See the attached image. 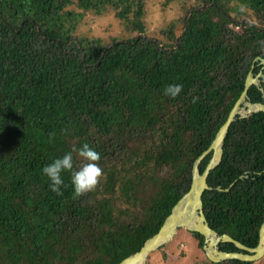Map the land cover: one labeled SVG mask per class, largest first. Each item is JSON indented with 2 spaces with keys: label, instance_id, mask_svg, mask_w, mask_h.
Returning <instances> with one entry per match:
<instances>
[{
  "label": "trees",
  "instance_id": "16d2710c",
  "mask_svg": "<svg viewBox=\"0 0 264 264\" xmlns=\"http://www.w3.org/2000/svg\"><path fill=\"white\" fill-rule=\"evenodd\" d=\"M199 1L158 37L147 32L145 0H0V264H119L159 231L264 58V0ZM109 9L136 34L109 43L78 34L87 14ZM171 84L183 86L175 99L164 94ZM261 88L250 87L252 101L264 100ZM85 143L101 154L103 181L76 198L64 172L55 194L43 167ZM208 183L210 226L255 247L264 111L237 116Z\"/></svg>",
  "mask_w": 264,
  "mask_h": 264
},
{
  "label": "water",
  "instance_id": "95a60500",
  "mask_svg": "<svg viewBox=\"0 0 264 264\" xmlns=\"http://www.w3.org/2000/svg\"><path fill=\"white\" fill-rule=\"evenodd\" d=\"M202 9V7L200 8ZM240 23V21H236ZM259 61L261 70L254 74L255 63ZM264 58L257 57L248 73L244 89L240 97L230 110L225 122L218 129L210 146L204 150L194 161L192 167V181L190 188L185 192L172 207L170 214L166 217L159 231L148 238L141 249L125 257L119 264H145L150 252L161 245L169 242L179 228L184 227L191 232H199L204 236L203 249L207 258L213 262H221L228 259H239L241 261H257L264 256V222L259 231V241L255 247H249L228 233L219 234L213 229L205 215L203 207V194L206 190L213 189L208 183V177L223 159L225 139L231 124L240 117H249L255 112L264 111L263 101H252L248 91L252 85L260 86L264 79ZM263 95L264 89L261 88ZM211 157L201 172L200 164L209 155ZM233 184L230 185V187ZM218 190H228L217 187ZM232 242L238 251H225L220 248L221 243Z\"/></svg>",
  "mask_w": 264,
  "mask_h": 264
},
{
  "label": "rangeland",
  "instance_id": "374dc122",
  "mask_svg": "<svg viewBox=\"0 0 264 264\" xmlns=\"http://www.w3.org/2000/svg\"><path fill=\"white\" fill-rule=\"evenodd\" d=\"M199 0H145L144 21L151 36H160V29L175 20L182 26V18L189 9L199 4ZM79 35L101 38L104 43L114 38H128L136 34L125 28L124 23L108 10L102 15L89 13L78 26ZM177 32L180 33V30ZM206 254L194 234L184 227L178 229L167 243L149 253L145 264H196L205 259ZM264 264V256L256 261Z\"/></svg>",
  "mask_w": 264,
  "mask_h": 264
},
{
  "label": "clouds",
  "instance_id": "9594fccd",
  "mask_svg": "<svg viewBox=\"0 0 264 264\" xmlns=\"http://www.w3.org/2000/svg\"><path fill=\"white\" fill-rule=\"evenodd\" d=\"M183 91L180 84L168 85L164 94L172 99L177 98ZM198 97H193V103ZM73 153H78L83 163L79 168L74 167ZM101 154L85 143L79 149L73 147L60 158H56L50 164L43 167L42 172L50 181V190L57 195H63L64 180L62 174L68 172L71 175V183L74 189V197H82L95 191L104 179V171L100 166Z\"/></svg>",
  "mask_w": 264,
  "mask_h": 264
},
{
  "label": "flooded vegetation",
  "instance_id": "af4514ba",
  "mask_svg": "<svg viewBox=\"0 0 264 264\" xmlns=\"http://www.w3.org/2000/svg\"><path fill=\"white\" fill-rule=\"evenodd\" d=\"M263 80V82H264V79H262ZM264 96V95H263Z\"/></svg>",
  "mask_w": 264,
  "mask_h": 264
}]
</instances>
